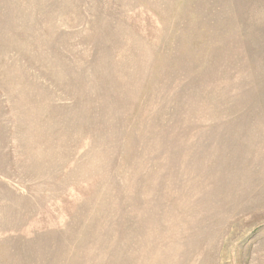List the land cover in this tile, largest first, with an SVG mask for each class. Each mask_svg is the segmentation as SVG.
<instances>
[{
    "label": "rangeland",
    "instance_id": "rangeland-1",
    "mask_svg": "<svg viewBox=\"0 0 264 264\" xmlns=\"http://www.w3.org/2000/svg\"><path fill=\"white\" fill-rule=\"evenodd\" d=\"M0 264H264V0H0Z\"/></svg>",
    "mask_w": 264,
    "mask_h": 264
}]
</instances>
